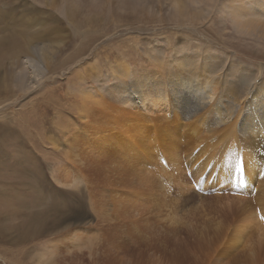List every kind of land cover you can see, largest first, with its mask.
<instances>
[{
    "label": "rangeland",
    "instance_id": "rangeland-1",
    "mask_svg": "<svg viewBox=\"0 0 264 264\" xmlns=\"http://www.w3.org/2000/svg\"><path fill=\"white\" fill-rule=\"evenodd\" d=\"M5 1L20 31L0 38L28 44L0 54L2 145L20 157L0 170V264H264V133L170 92L201 69L217 92L264 82V0Z\"/></svg>",
    "mask_w": 264,
    "mask_h": 264
},
{
    "label": "bare ground",
    "instance_id": "bare-ground-1",
    "mask_svg": "<svg viewBox=\"0 0 264 264\" xmlns=\"http://www.w3.org/2000/svg\"><path fill=\"white\" fill-rule=\"evenodd\" d=\"M12 6H15V4ZM52 6H53V4H52ZM14 10H15V8L10 7V9L9 8L7 9L6 7L3 6V4L0 5V33H4L7 30L20 31V29L17 28V24L20 23V17H18L15 14ZM45 14L49 15L50 17L52 16V12L51 13L48 12ZM67 15H68L69 24H75L78 27H81V25H84V19L82 17H80L77 13L70 11V12H68ZM55 17H56V15H55ZM250 21L254 22L252 19H250ZM91 23H94V22H91ZM89 24L90 23L87 22L85 25L87 26ZM252 25L255 26V24H252ZM21 35H20V37H22ZM24 36H25L24 38H27V35H24ZM2 39L5 40L6 42L4 43ZM2 39L0 38V54L4 53L5 56L12 58V60H14V62L18 63L19 62L18 58L22 57L21 54L23 55V53L25 51V47L28 43L21 45L20 42H11L10 39L6 35H4L2 37ZM5 45H7V46H5ZM189 60H191V59H189ZM186 61L189 65H193L192 61H188V60H186ZM26 63H28L29 66H31L33 72L35 74H37V76H41V75H39V73H36L35 65L33 63V59L28 58ZM123 73H124L123 75H125L126 72L123 71ZM205 74H206V72H203V69H201L198 72L194 73L193 75H183L182 74V76H175L174 77V79H175L174 84L170 86V92H171L173 100L181 105L180 110L182 111V85H183L184 89L187 90L188 94L192 97V99H195V102L198 103V105L201 107H204L207 103L218 104V103L228 102V105H230L229 110L223 111V114H221L220 117L218 118V120L216 121L217 123L226 124L234 118L237 121L238 118L241 116L242 121H241L240 130H242L243 132H246L248 129L249 132L262 131L264 133V82L258 83L256 81H254L257 77L247 76V77L240 79L239 81H236L235 84H233V86L230 84L229 85L223 84L221 89L217 92V89H218L217 87L219 86V82L217 81L218 76H212L210 73L208 75H205ZM183 76H186V77H183ZM171 83H173V82H171ZM229 88H232V90H230ZM252 93L255 94L257 103L255 105H252L251 110L248 111V110L244 109L246 105L242 106V104H243L242 98H243V101H246L249 99V97H250V95H252ZM135 97L137 98V100L135 101V104H138L141 107L145 108L146 112L151 111V110L153 111V109L156 108V106L154 105V102L148 101V104L144 105V103L141 101V98L139 97L138 94H135ZM138 105H136V106H138ZM248 105L249 104H247V106ZM147 108H149V109H147ZM258 110H259V112L257 113L256 111H258ZM6 127H7V125L5 123H0V170H5L6 172H8L7 170H9V172H10V170H16L20 174V157L12 156L9 158V162H8L7 156H8L9 152H7L5 150V148H3L4 146L2 145V142L6 141V140H8V141L11 140V139L9 140V137H11V135L7 134L3 131V129H5ZM247 135L249 136L250 134L247 133ZM14 140L15 139L13 138V142L15 144H18V142L20 141L19 137L17 138V140H15V141ZM262 140L264 143V139H262ZM248 144H252L251 140L249 141ZM262 147H264V146H262ZM243 148H245V147L243 146ZM15 149H16V147H15ZM256 149H258V148H256ZM16 151H17V149H16ZM247 156H248V159H251L249 155H247ZM254 163L255 162L253 161L252 164H254ZM1 181H2V179H1ZM11 186H13V185H11ZM0 194H1V192H0ZM39 194L40 193H38V196H39ZM28 211H29V209H28ZM31 213H33V212H31ZM41 220H42V218H41ZM36 222L37 223L35 226V230H30L29 228L27 229L31 233L32 238L38 234H42L48 227V223L44 222L43 220H42V222L41 221L40 222L36 221ZM7 231L8 230L5 231L4 229H1V227H0V237L1 236L4 237V235ZM26 235H29V234L26 232ZM26 239L27 238H25V240Z\"/></svg>",
    "mask_w": 264,
    "mask_h": 264
}]
</instances>
